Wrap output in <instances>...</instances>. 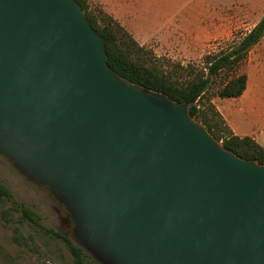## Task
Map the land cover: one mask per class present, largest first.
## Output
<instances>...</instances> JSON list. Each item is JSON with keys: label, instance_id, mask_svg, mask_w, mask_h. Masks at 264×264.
I'll return each instance as SVG.
<instances>
[{"label": "water", "instance_id": "1", "mask_svg": "<svg viewBox=\"0 0 264 264\" xmlns=\"http://www.w3.org/2000/svg\"><path fill=\"white\" fill-rule=\"evenodd\" d=\"M0 155L99 264H264V165L120 78L75 0H0Z\"/></svg>", "mask_w": 264, "mask_h": 264}, {"label": "rangeland", "instance_id": "2", "mask_svg": "<svg viewBox=\"0 0 264 264\" xmlns=\"http://www.w3.org/2000/svg\"><path fill=\"white\" fill-rule=\"evenodd\" d=\"M88 3L91 9L112 17L155 59L169 60L183 66L194 64L196 67L202 66L204 56L225 49L264 16V0H141L144 6L141 12L130 14L120 11L114 15L109 14L98 0H88ZM261 46H264V38ZM259 56L260 52L253 48L243 69L252 77L251 87L255 84L253 75L257 65L264 60L258 59ZM261 70L264 72V67ZM0 183L11 191L17 202L37 213L45 227L75 242L72 222L61 223L65 214L49 191L27 180L2 155ZM7 206L6 203L0 204V210ZM18 216L14 214L13 222L8 226L0 218V247L14 258L15 264H40L42 261L74 264L65 244L43 235L27 223L20 226L21 234L31 236L38 251L16 245L12 240V228L17 225L15 220Z\"/></svg>", "mask_w": 264, "mask_h": 264}, {"label": "trees", "instance_id": "3", "mask_svg": "<svg viewBox=\"0 0 264 264\" xmlns=\"http://www.w3.org/2000/svg\"><path fill=\"white\" fill-rule=\"evenodd\" d=\"M94 31L104 40L109 67L125 81L163 93L172 101L188 104V113L200 122L210 135L227 150L246 160L264 165V150L251 137L234 136L213 99H234L243 95L248 77L243 71L250 51L264 38V16L247 33L215 54L202 59V66H185L169 60H158L128 34L114 19L90 8L88 0H75ZM0 210L4 225L13 222V242L21 248L38 251L31 236L21 234L20 226L27 223L43 235L61 241L69 250L74 264H99L91 254L69 237L45 227L41 217L32 209L17 202L11 191L0 183ZM32 242V243H31ZM32 244V246L30 245ZM2 264H15L14 258L0 247ZM40 264H50L42 261Z\"/></svg>", "mask_w": 264, "mask_h": 264}, {"label": "crops", "instance_id": "4", "mask_svg": "<svg viewBox=\"0 0 264 264\" xmlns=\"http://www.w3.org/2000/svg\"><path fill=\"white\" fill-rule=\"evenodd\" d=\"M98 1L112 15L120 11L135 14L139 10L141 12L144 7L141 0ZM262 40L254 47V50L260 52L258 59H264ZM263 61L257 65L253 75L254 86L251 87L252 77L246 72L247 88L242 96L234 99L215 98L213 104L234 136L251 137L264 150V72L261 70L264 67Z\"/></svg>", "mask_w": 264, "mask_h": 264}, {"label": "flooded vegetation", "instance_id": "5", "mask_svg": "<svg viewBox=\"0 0 264 264\" xmlns=\"http://www.w3.org/2000/svg\"><path fill=\"white\" fill-rule=\"evenodd\" d=\"M57 203V202H56ZM58 204V203H57ZM58 205H60V204H58ZM61 206V205H60ZM62 207V209H63V212H64V214H65V217L63 218V219H61V223L62 224H65V223H67V221H71L72 222V219H71V217L69 216V214L67 213V211L65 210V208L63 207V206H61ZM70 219V220H69ZM72 224H73V222H72ZM73 230V229H72Z\"/></svg>", "mask_w": 264, "mask_h": 264}]
</instances>
